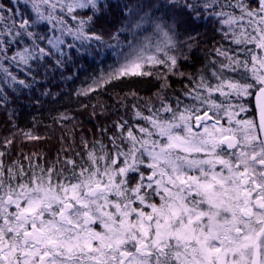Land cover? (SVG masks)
Masks as SVG:
<instances>
[{"label":"trees","instance_id":"1","mask_svg":"<svg viewBox=\"0 0 264 264\" xmlns=\"http://www.w3.org/2000/svg\"><path fill=\"white\" fill-rule=\"evenodd\" d=\"M261 3L0 0V190L62 205L136 152L146 175L147 144L205 112L208 125L237 120L236 137L243 117L259 131ZM157 25L175 40L174 64L116 77L114 64Z\"/></svg>","mask_w":264,"mask_h":264},{"label":"rangeland","instance_id":"2","mask_svg":"<svg viewBox=\"0 0 264 264\" xmlns=\"http://www.w3.org/2000/svg\"><path fill=\"white\" fill-rule=\"evenodd\" d=\"M261 5L264 9V0ZM174 42L157 25L138 42L137 51L123 63L114 64L115 76L142 73L146 67L163 63L172 66ZM259 59L258 68L264 70V55L260 54ZM259 108L261 116L260 104ZM243 119L240 124L246 125L240 129L245 132L237 137L227 128L238 122L233 118L213 125L203 119L196 130L197 122H183V134L176 127L169 129L171 132L163 130L158 139L155 137L152 144L145 146L149 158L144 165L146 175L140 172L142 160L136 152L109 178L104 177L107 184L100 187H105V191L90 196L89 190L95 186L82 184L69 191L62 205L47 200L50 205L43 206L45 198L30 197L28 213L22 215L30 214L29 218L33 215L35 219L43 215L42 223L50 238L75 237L77 233L72 227L78 223L82 228V244L87 249L94 246V241L101 240L113 245L111 253L119 257L131 253L122 249L124 226L133 242L139 237L138 232L146 237L153 234L146 219L154 220L153 227L162 231L161 239L155 234L157 242L160 240L165 247L172 219L177 224L176 264H253L258 248L259 264H264V135L260 125L258 131ZM228 137L237 141L236 148H225L223 141ZM27 195L23 192L14 205ZM66 203L73 204V210L67 214L70 222L62 224L58 216L63 215ZM147 203L149 211L132 214V205ZM89 217L102 222L105 235L94 234L89 224L84 226L85 221L90 223ZM157 242L154 240V246ZM127 264L154 263L131 254Z\"/></svg>","mask_w":264,"mask_h":264},{"label":"flooded vegetation","instance_id":"3","mask_svg":"<svg viewBox=\"0 0 264 264\" xmlns=\"http://www.w3.org/2000/svg\"><path fill=\"white\" fill-rule=\"evenodd\" d=\"M236 147L237 144L234 148ZM102 191H105V187ZM23 192L28 195L31 194V191L25 188L14 193H6L0 190V264H127L131 254L148 259L154 264L177 263V224L172 219L171 226H169L168 240L164 244L165 247L161 246L160 240L157 242L158 238L161 239L162 231H156V228L153 227L154 220L146 219L148 225L151 223L150 229L153 234L146 237L142 232H138L139 237L132 240L133 242H130L128 228L124 226L125 243L122 249L129 250L131 253L119 257L118 254L113 255L111 253L114 250L113 245L101 240L94 241L92 250L87 249L82 244V228L78 223L77 225L73 224L72 227V231L75 234L77 233L75 237L71 239L64 236L50 238L48 229L46 230V226L42 223L43 215L40 218L36 217V219L33 215L29 218L30 214L28 216H26L27 214L22 215V213L27 212V202L32 198L27 195V197H23L20 204L14 205V200H18L17 197ZM247 199L248 202L251 201L249 196H247ZM259 205L261 206L260 203ZM149 207L148 203L144 205L134 204L132 205V209H134L132 214L149 211ZM58 217L62 220V224L70 222L69 215L65 220L62 218V214ZM89 218L90 223L85 221L84 226L89 224L94 234L105 235L102 222L98 218ZM57 230L62 231V229ZM155 234H158V238ZM164 234L166 233L164 232ZM154 240L157 242L156 246H154Z\"/></svg>","mask_w":264,"mask_h":264},{"label":"water","instance_id":"4","mask_svg":"<svg viewBox=\"0 0 264 264\" xmlns=\"http://www.w3.org/2000/svg\"><path fill=\"white\" fill-rule=\"evenodd\" d=\"M257 96H258V101H259L260 107H261V116L259 117V125H260L262 133L264 135V87L258 91ZM203 119L206 121H210V120H213L214 118L210 115V112H205L202 115L198 116L196 118V121H197L196 128L197 129L199 128L200 123ZM223 143H224L225 148L229 149V147L236 146L237 141L233 137H228V138L224 139ZM102 190H104V187L95 186L89 190V195L95 196L99 192H101ZM9 200H10V198H9ZM72 208H73V204H71V203H66L64 205L63 215H62L64 220L67 219V214H68V212H70L72 210Z\"/></svg>","mask_w":264,"mask_h":264}]
</instances>
